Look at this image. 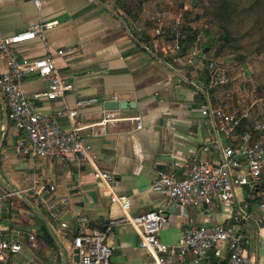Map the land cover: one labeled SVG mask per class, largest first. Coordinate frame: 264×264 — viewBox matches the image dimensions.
I'll list each match as a JSON object with an SVG mask.
<instances>
[{"label": "crops", "instance_id": "obj_1", "mask_svg": "<svg viewBox=\"0 0 264 264\" xmlns=\"http://www.w3.org/2000/svg\"><path fill=\"white\" fill-rule=\"evenodd\" d=\"M113 2L43 0L36 7L32 0H0V35L21 30L38 19H57L55 25L44 30L42 38L16 43L12 49L19 57L26 58L51 53L58 71L72 84L65 97L71 107L79 97H96L95 102L76 108L74 121L79 127L78 133L89 144L97 166L113 174L114 190L128 196L129 214L150 209L163 212L167 220L156 234L165 243H175L187 225L230 221L229 213L217 205L209 211L196 205L177 207L162 193L148 188L157 170H172L179 174L186 168V165L179 169L171 166L169 154L184 163L216 157L215 152L201 148L203 143L219 136L198 111L205 91L207 69H202V59L198 55L191 67L179 64V57L194 54L195 33L180 43L182 48L176 51L175 61L169 53V50L173 51L169 38L155 35L156 29L168 30L170 25H148L143 18L148 12L145 1L137 2L134 9L125 1ZM189 28L194 29L193 25ZM57 48L71 50L57 54ZM207 59L206 56L203 59L204 66ZM4 66L5 56L0 53V68ZM228 82L211 89L210 96L228 97L231 90L225 86ZM22 87L31 97L33 93L45 90L47 81L33 72L23 77ZM113 96L134 101V106L117 110L126 116L138 114L139 127L126 118L103 124L98 122L103 101ZM2 102L5 100L0 90V176L15 189L25 188L32 179L45 185L52 184L55 198L67 200L61 219L68 226L62 230L58 222L48 221L65 259L71 255V238L77 228L75 218L84 216L87 229H102L108 221H114L105 239L111 251L109 264H138L145 255L137 245L135 232L128 223L120 220L119 208L109 200L93 176L91 166L84 159L71 163L14 153V126L3 114ZM34 103L36 109L43 112L60 106L61 101L39 96L34 98ZM229 109L244 114L240 119L244 128L252 123L248 116L245 118L248 114L244 108L231 105ZM57 121L62 127H68L65 117L59 116ZM238 192L244 194L243 189ZM249 194L252 206L264 200V180L259 179ZM22 195L25 201L12 198L8 209L0 211V235L5 236L12 229H19L21 235V248L9 256L8 262L54 264V251L35 234L38 221L32 214L34 202L29 195L23 192ZM253 213L257 216L260 211L255 209ZM239 227L243 254L256 264H263L264 216L261 222L250 220ZM220 247L219 254L210 249L197 261L186 256L180 262L168 264H218L226 252L224 245Z\"/></svg>", "mask_w": 264, "mask_h": 264}, {"label": "built area", "instance_id": "obj_2", "mask_svg": "<svg viewBox=\"0 0 264 264\" xmlns=\"http://www.w3.org/2000/svg\"><path fill=\"white\" fill-rule=\"evenodd\" d=\"M42 1L32 0L36 7H39ZM56 23V18L38 19L21 30L0 35V53L5 56V66L0 68V90L6 104V117L12 122L16 136L12 151L16 154L57 158L71 163L84 159L91 166L93 176L109 200L119 208L120 220L128 223L134 230L137 245L145 255L138 264H168L180 262L186 256H191L193 261H197L210 249L219 254L221 245H224L226 252L223 261L218 264H256L253 259L243 254L239 226L250 220L261 222L264 216V200L252 206L249 194L264 174V110L250 126L239 129L240 119L244 114L229 110L222 95L211 97L209 93L211 89L228 81V73L219 62L206 60L208 74L198 111L208 119L219 136L206 141L201 148L215 152L216 157L184 163L169 154L171 166L179 169L186 165V168L179 174L172 170H157L148 188L150 191L162 193L169 203L177 207L196 205L209 211L217 205L229 213L230 221L187 225L177 242L165 243L156 233L166 223L167 216L154 209L136 215L129 214L128 196L114 190L113 174L97 166L89 144L78 133L79 127L74 121L76 108L95 102L96 97H79L71 107L65 97L72 84L58 71L51 53L26 58L19 57L12 49L16 43L34 37L42 38L44 30ZM179 23V18L176 17L167 30L173 60H176V51L180 49ZM155 32H160V28ZM70 50L57 48L55 52L63 54ZM33 72L47 81V87L29 97L22 87V79ZM39 96L59 98L61 104L48 111H38L34 98ZM110 99L117 98L113 96ZM59 116L66 118L67 128L58 123ZM124 118L133 121L135 127L140 126L138 114L121 115L117 108H101L98 122L103 124ZM252 131L257 132V138L252 139ZM235 141L237 144L234 146ZM244 186L248 187L249 191L244 194L237 193ZM53 188L52 184L45 185L32 179L25 188L16 189V193L29 191L36 203L45 209L49 219L58 222L59 227L64 230L68 224L61 217L67 200L64 197L55 198ZM10 194L12 193L5 189L0 190V211L8 209L5 199ZM255 209L260 211L257 216L253 213ZM75 222L77 228L71 238V247L76 248L77 259L73 262L70 255L65 264H109L111 251L105 239L114 221H108L102 229H87L84 216L76 217ZM28 237L32 238V235ZM262 242L264 243V233ZM20 248L19 229L9 230L5 236L0 235V264H11L8 262L9 256Z\"/></svg>", "mask_w": 264, "mask_h": 264}, {"label": "rangeland", "instance_id": "obj_3", "mask_svg": "<svg viewBox=\"0 0 264 264\" xmlns=\"http://www.w3.org/2000/svg\"><path fill=\"white\" fill-rule=\"evenodd\" d=\"M111 1H114L113 3L125 1L133 9L138 4L137 2L145 1L148 12L143 18L146 19L148 25H172L175 18L178 17L179 30L181 25L187 26V28L182 27L180 35L186 31L184 36L188 34L190 37L193 36V33L197 36L194 54L192 53L190 57H179V64L191 67L195 63L197 55L202 59L200 61L202 69L205 68L203 61L205 56L219 62L225 67L229 77V82L227 81L225 86L231 90L229 96L224 97L228 109L231 105L244 108L248 114L245 118L248 116L249 122H253L259 117L264 110V49L256 45L257 35L250 34V36L241 37V34H238L232 43L220 45L222 40L217 37L220 30L203 14L204 0H110V3H112ZM189 25H193L194 29L191 28L190 31H187L190 29ZM155 35L167 37V30L161 28L160 32H155ZM212 37L215 38L214 42L202 52V44ZM169 53L172 55L173 51L169 50ZM186 57H189V60ZM237 97L240 98L239 101ZM260 179L264 180V174ZM242 189L244 193L249 191L246 186ZM23 193L30 196L35 206L39 205L29 191ZM5 201L7 204L12 201L10 195L6 197ZM67 258L70 259L69 256Z\"/></svg>", "mask_w": 264, "mask_h": 264}, {"label": "trees", "instance_id": "obj_4", "mask_svg": "<svg viewBox=\"0 0 264 264\" xmlns=\"http://www.w3.org/2000/svg\"><path fill=\"white\" fill-rule=\"evenodd\" d=\"M204 2L203 14L220 30L217 36L222 40L220 45L232 43L238 34H241V37L253 34L255 36L257 35L256 45L264 49V0H204ZM182 27L187 28L186 25H181L180 31ZM187 31H190V29ZM183 34H181L180 43H182L184 39L190 38L188 34L185 36ZM214 40V37L209 38L202 44V48L204 46H210ZM181 48L182 45L180 46V49ZM239 129H244L242 120H240ZM257 136V132L252 131V139L257 138ZM236 144V141L233 142L234 146ZM10 198L14 199L17 197L10 194ZM22 204L25 206L23 202ZM36 207L45 215L46 219L50 221L45 209L39 205H36ZM32 214L38 221V227L35 230L36 236L54 251V264H61V255L54 241L48 234L44 222L35 211L32 210Z\"/></svg>", "mask_w": 264, "mask_h": 264}, {"label": "water", "instance_id": "obj_5", "mask_svg": "<svg viewBox=\"0 0 264 264\" xmlns=\"http://www.w3.org/2000/svg\"><path fill=\"white\" fill-rule=\"evenodd\" d=\"M206 49H207V46L203 47L202 52H204ZM2 103H3V114L5 115L6 114V104H5V102H2ZM102 105H103V108H126L127 106H129V107L134 106V101L133 100H126V99H107V100L103 101ZM0 186L3 189H5L6 191H9L10 193L15 194L17 197H19L25 201L24 196L22 194H17L16 189L7 185L3 181L1 176H0ZM33 210L40 216V218L44 222V225L48 231V234L50 235V237L54 241L57 249L59 250L60 255H61V264H65L66 259H65L64 255L62 254L61 245L59 244L57 238L55 237V234H54L52 228L50 227L48 220L46 219L45 215L37 207L34 206ZM76 259H77L76 248L72 247V249H71V260L74 262Z\"/></svg>", "mask_w": 264, "mask_h": 264}]
</instances>
